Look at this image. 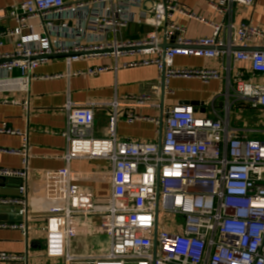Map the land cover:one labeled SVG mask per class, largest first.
Masks as SVG:
<instances>
[{"label":"built area","instance_id":"1","mask_svg":"<svg viewBox=\"0 0 264 264\" xmlns=\"http://www.w3.org/2000/svg\"><path fill=\"white\" fill-rule=\"evenodd\" d=\"M204 1L223 18L222 23H210L178 0H24L0 9V22L16 24L0 30V93L28 94L31 83L42 78L35 71L58 59L68 65L113 59L114 65L74 73L98 76L117 70L120 58L143 56L121 67L156 66L165 83L173 78L208 83L222 75L215 69H177L174 60L177 56L213 59L223 54L225 46L239 49L231 55L233 63L248 62L253 76L264 75V26L232 22L235 5L253 7L256 0ZM138 9H145L147 17L140 20L152 25L155 33L144 40L125 41L122 31L136 20ZM178 15L210 25L212 35L187 39L185 29L175 21ZM255 39L262 42V50L248 51ZM8 40L13 50L3 52ZM171 41L173 46L163 49ZM226 70L230 74V68ZM15 71L19 74L14 76ZM241 74L227 78L228 95L235 104L264 109V83L244 81ZM148 100L149 96L141 95L108 104L66 103V128L61 133L67 142L64 160L109 162L111 192L96 198L91 189L70 179L59 185L55 206L39 228L45 257L65 264H264V140L240 133L216 113L197 117L191 106L164 113L160 143L119 139L120 108L127 109L128 123L161 124L135 113L148 107ZM0 102L28 107V101ZM99 106L112 109L104 138L94 135ZM0 135L26 136L5 123L0 125ZM24 142L20 154L25 169L0 168V179L28 183L26 137ZM18 191V197H0V206L13 208L23 222H0V229L21 230L27 236L33 223L31 202L25 184ZM100 237L107 238L106 250L72 255L76 239L98 244ZM28 259L29 253H0V263Z\"/></svg>","mask_w":264,"mask_h":264},{"label":"crops","instance_id":"2","mask_svg":"<svg viewBox=\"0 0 264 264\" xmlns=\"http://www.w3.org/2000/svg\"><path fill=\"white\" fill-rule=\"evenodd\" d=\"M24 0H0V9H7L18 5ZM78 1V0H70ZM178 2L189 11L204 17L213 24L223 22L214 10L208 7L204 0H178ZM145 9L136 11L137 17L126 29L122 31V39L125 41H140L155 33V29L140 19L147 17ZM141 15V17H140ZM141 21V23H140ZM176 23L185 29L187 39L197 40L210 37L213 28L207 24H199L188 17L176 16ZM232 22L236 25L247 23L251 26H264V0H256L253 7L235 5L232 12ZM14 22H0V30L13 29ZM227 39V36H226ZM227 43V42H226ZM166 45V44H163ZM170 47L173 42L167 43ZM238 48L225 46L221 49L223 54L213 59L177 56L174 60V68L215 69L222 79L211 80L203 83L199 79L173 78L165 83L163 89L162 79L156 66H140L133 68H122L125 62L138 61L143 56L124 57L118 60L117 70L107 71L98 76L80 75L74 76L76 72H85L87 69L97 65H114L113 59L92 62H76L68 65L64 60L49 61L40 66L35 75L42 77L33 81L28 94L17 92L0 93V101L18 100L28 101V107L12 103L0 102V125L6 124L13 130L26 135L29 159L28 183L23 179L6 178L0 179L9 191H18L25 184L29 194L33 218L30 233L25 236L21 230L0 229V253L25 255L29 253L26 262L17 264H65L56 263L45 257V241L40 225L46 217L51 214L55 206L54 198L56 190L63 182L70 179L71 183L91 189L94 197H107L111 192V167L104 160H72L67 163L63 156L67 149L66 139L62 132L66 128V115L64 108L70 100L74 103H113L115 100L123 102L125 98L147 95L148 107L137 108L135 113L139 116L160 120L161 124L152 122L126 121V108L119 109L117 122V137L122 140L147 141L160 143L164 127V113L177 106H191L197 117H214L215 113L229 122V125L249 138L264 140V109L253 110L244 103H234V99L227 92V78L235 77L242 73L244 81H255L264 83V75L253 76L251 65L248 62L233 63L231 55ZM13 50V42L5 41L2 51ZM248 51L262 50V42L255 39ZM230 68V74L226 70ZM15 71L13 75H18ZM54 75H61L58 79H46ZM197 102V105L192 103ZM112 109L99 106L95 110L94 135L97 138L107 136L108 124ZM24 136L0 135V168L21 171L25 169L24 156L20 154L25 142ZM90 174L91 177L84 175ZM98 174L95 177L92 175ZM16 217V216H15ZM11 222V221H8ZM16 222V221H15ZM81 240V239H80ZM76 239L73 243L71 253L79 256L97 253L108 248L107 241L94 243V240ZM101 241L100 238L96 239ZM85 244L80 247L81 243ZM89 248L90 252H82ZM9 264V263H0ZM14 264V263H11Z\"/></svg>","mask_w":264,"mask_h":264},{"label":"water","instance_id":"3","mask_svg":"<svg viewBox=\"0 0 264 264\" xmlns=\"http://www.w3.org/2000/svg\"><path fill=\"white\" fill-rule=\"evenodd\" d=\"M169 45H163V49L169 48ZM236 51H239V49H236ZM162 85L163 89H165V78H162ZM193 105H197L198 103H192ZM2 181H5L6 179H1ZM20 196L19 191H9L4 184H0V197H18ZM23 222L22 217H15V210L11 207H5L0 206V222Z\"/></svg>","mask_w":264,"mask_h":264},{"label":"rangeland","instance_id":"4","mask_svg":"<svg viewBox=\"0 0 264 264\" xmlns=\"http://www.w3.org/2000/svg\"><path fill=\"white\" fill-rule=\"evenodd\" d=\"M162 219L167 220V219H165V218H162ZM168 220H169V219H168ZM170 220H171V219H170ZM100 240H101V242H103V241L105 242V241H107V238H106V237H100ZM78 242H81V240L78 241ZM85 244H86L87 247H88V243L82 242L79 248L84 247ZM82 252H90V249H89V248L86 249V247H85V249H84Z\"/></svg>","mask_w":264,"mask_h":264}]
</instances>
